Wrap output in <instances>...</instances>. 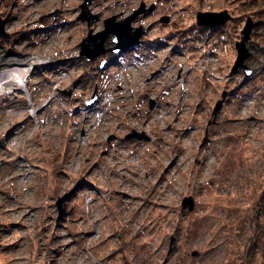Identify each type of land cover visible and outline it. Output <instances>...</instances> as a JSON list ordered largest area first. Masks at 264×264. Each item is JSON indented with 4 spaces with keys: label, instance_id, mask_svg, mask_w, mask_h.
I'll use <instances>...</instances> for the list:
<instances>
[{
    "label": "rangeland",
    "instance_id": "rangeland-1",
    "mask_svg": "<svg viewBox=\"0 0 264 264\" xmlns=\"http://www.w3.org/2000/svg\"><path fill=\"white\" fill-rule=\"evenodd\" d=\"M142 3L139 43L80 55ZM222 10L224 25L197 21ZM0 14V59L46 57L29 93L0 95V264H264V0H0ZM249 18L253 70L231 74Z\"/></svg>",
    "mask_w": 264,
    "mask_h": 264
},
{
    "label": "water",
    "instance_id": "water-1",
    "mask_svg": "<svg viewBox=\"0 0 264 264\" xmlns=\"http://www.w3.org/2000/svg\"><path fill=\"white\" fill-rule=\"evenodd\" d=\"M87 6V2L82 5L83 11L81 12L79 18L80 19H89L92 16H88L86 10L84 9ZM154 5H152L149 9H146L145 4L142 3L140 8L136 9L131 15L127 16L124 19L117 20V16L113 15L105 20V28L93 34L92 31L89 32L88 36L85 37L82 42L79 44L80 46V55L86 57L87 60H95L96 58L112 52H122L129 47L134 46L139 43L141 37L145 33V29L142 25L133 26V21L143 12H147V10H153ZM231 14L228 13L227 10L222 11H199L197 14V21L200 25H204L207 27H216L224 25L231 18ZM162 20L168 22L169 17L164 16ZM5 20L2 19L0 14V34L9 36L4 28ZM254 27V21L252 18H249L246 22L244 29L242 30L241 40L236 41V49H237V58L231 70V74L236 73L240 69H243L246 75H250L252 73V68L246 63V60L250 56V48L248 46V42L251 40V33ZM113 35L114 45L107 47L106 41L107 39ZM227 93L223 94V99L219 100L216 107L214 108V114L216 115L220 108L222 107L223 100L225 99ZM128 138L137 137L139 139L147 138L144 133H138L133 131L132 133L127 135ZM73 191H70L65 196L60 197L57 201V206L60 211L59 219L64 217L67 214L66 207L64 206L65 201L70 198ZM183 207H189V209H193L194 207V199L192 196L185 197L183 201Z\"/></svg>",
    "mask_w": 264,
    "mask_h": 264
},
{
    "label": "bare ground",
    "instance_id": "bare-ground-1",
    "mask_svg": "<svg viewBox=\"0 0 264 264\" xmlns=\"http://www.w3.org/2000/svg\"><path fill=\"white\" fill-rule=\"evenodd\" d=\"M45 59V56L36 57L32 55H26L22 58L17 53L0 59V95L10 92L14 84L20 85L28 92L29 76L38 70L39 64ZM8 65L10 66L8 67ZM31 107H33L32 103Z\"/></svg>",
    "mask_w": 264,
    "mask_h": 264
},
{
    "label": "built area",
    "instance_id": "built-area-1",
    "mask_svg": "<svg viewBox=\"0 0 264 264\" xmlns=\"http://www.w3.org/2000/svg\"><path fill=\"white\" fill-rule=\"evenodd\" d=\"M131 49L130 50L133 51L134 48H131ZM128 51H125L123 53L126 55L127 53H130ZM141 61H143V63H148L149 60L148 59H144V60H141ZM131 63H134L133 60L132 61H126V63H124V65L122 67V70L118 73V75H117V77L115 79L116 81L119 80V79H122V77H124V73L127 70V68H125V66H127V65H129ZM68 73H69V68H66V67L64 68L63 67L62 70H61V72H60V74H59L60 75V79H59V82L60 83L63 81V79H65L68 76ZM55 88H57V87H55ZM110 99H111V97L109 95H105V97H103V101L105 102V105H107L110 102ZM100 105H103V104L100 102ZM100 115L102 116L103 114H100ZM21 132H22L21 130H18L17 132L13 133V135L20 134ZM8 139H11L12 146H18L20 144H23V145L25 144V138L18 137V136H15V137L13 136V138H12V134H10V136H9Z\"/></svg>",
    "mask_w": 264,
    "mask_h": 264
},
{
    "label": "trees",
    "instance_id": "trees-1",
    "mask_svg": "<svg viewBox=\"0 0 264 264\" xmlns=\"http://www.w3.org/2000/svg\"><path fill=\"white\" fill-rule=\"evenodd\" d=\"M107 44H109V43L107 42ZM110 44H112V42H110Z\"/></svg>",
    "mask_w": 264,
    "mask_h": 264
},
{
    "label": "flooded vegetation",
    "instance_id": "flooded-vegetation-1",
    "mask_svg": "<svg viewBox=\"0 0 264 264\" xmlns=\"http://www.w3.org/2000/svg\"><path fill=\"white\" fill-rule=\"evenodd\" d=\"M107 41H109V40H107Z\"/></svg>",
    "mask_w": 264,
    "mask_h": 264
}]
</instances>
